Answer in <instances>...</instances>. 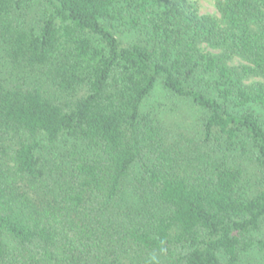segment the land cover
<instances>
[{"label":"trees","instance_id":"obj_1","mask_svg":"<svg viewBox=\"0 0 264 264\" xmlns=\"http://www.w3.org/2000/svg\"><path fill=\"white\" fill-rule=\"evenodd\" d=\"M216 5L0 0V264L264 255V0Z\"/></svg>","mask_w":264,"mask_h":264},{"label":"rangeland","instance_id":"obj_2","mask_svg":"<svg viewBox=\"0 0 264 264\" xmlns=\"http://www.w3.org/2000/svg\"><path fill=\"white\" fill-rule=\"evenodd\" d=\"M189 1L197 7L201 15L221 17L216 5V0ZM211 52L215 53L216 51L211 50ZM165 110L166 112H164ZM146 111H150L154 115L159 114V119L163 121L166 128L168 126L177 131V128L181 127L187 130L185 131L186 134H192L196 125L193 112L183 104L180 106H174L160 89L155 95H153L147 104ZM258 235L259 237L264 238V227ZM242 264H264V255L254 254L251 260L244 259Z\"/></svg>","mask_w":264,"mask_h":264}]
</instances>
